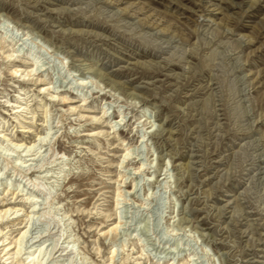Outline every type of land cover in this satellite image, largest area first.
I'll use <instances>...</instances> for the list:
<instances>
[{
  "label": "rangeland",
  "instance_id": "374dc122",
  "mask_svg": "<svg viewBox=\"0 0 264 264\" xmlns=\"http://www.w3.org/2000/svg\"><path fill=\"white\" fill-rule=\"evenodd\" d=\"M5 202L0 264H264V0H0Z\"/></svg>",
  "mask_w": 264,
  "mask_h": 264
},
{
  "label": "bare ground",
  "instance_id": "6f19581e",
  "mask_svg": "<svg viewBox=\"0 0 264 264\" xmlns=\"http://www.w3.org/2000/svg\"><path fill=\"white\" fill-rule=\"evenodd\" d=\"M18 68L17 69H15V71H16V73H18ZM32 71H33V69H32ZM32 71H30V73H28L27 75H31V73H32ZM23 74V73H22ZM46 86L45 85H42L41 87H40V90H42V89H44ZM52 97H54L53 95H51ZM64 99H66L65 97H64ZM20 107V106H19ZM19 111V110H18ZM17 111V112H18ZM25 131H27V132H29L30 130H28V129H25L24 130V132ZM41 140H42V136H40L39 137ZM37 143V140H34V143H31V144H29V146H27V148L29 149V150H31L32 148H33V146L35 145ZM24 145V143L23 142H21L20 144H19V146H23ZM25 202H27V201H25ZM24 203V202H23ZM22 203V204H23ZM18 206H20V203H16V202H5V203H3L1 206H0V217L1 218H6V217H9L8 215H13L14 217L13 218H17V217H19L20 215H19V212L22 210V208H19ZM15 214V215H14ZM23 224H24V222H21V225L17 228V230H19L18 232V234L16 235V240L15 241H10L9 243H5L4 242V240H3V242H2V246H4V250H6V253L4 254L5 256L7 255V256H9L8 258H14L15 257V255H18L20 252H21V248L17 251V252H15L14 250L16 249V247H17V245H19V246H21L22 245V243H23V240L27 237V235H28V227H27V224L26 225H24L23 226ZM118 225V224H117ZM118 228V226H116V228L115 229H117ZM113 230V229H112ZM4 237V235H2L1 237H0V241H1V239ZM5 238V237H4ZM45 239V237H41V239H39V240H37V241H35V243H39V242H41L42 240H44ZM15 243V244H14ZM3 250V251H4ZM61 250V249H60ZM60 250H58L56 253H60V256H69V255H71V254H73V251H72V249H68V247L66 248V249H63L62 250V252H59ZM14 251V252H13ZM37 251L38 250H36L33 254H31V261L30 262H33V260L34 259H36L37 258ZM12 254H14V256H11ZM35 261V260H34ZM30 264V263H29ZM35 264V263H34Z\"/></svg>",
  "mask_w": 264,
  "mask_h": 264
}]
</instances>
